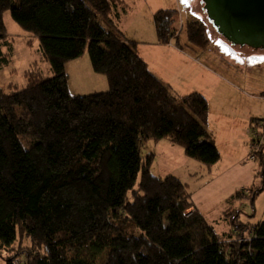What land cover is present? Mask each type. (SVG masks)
I'll list each match as a JSON object with an SVG mask.
<instances>
[{"label":"trees","instance_id":"trees-1","mask_svg":"<svg viewBox=\"0 0 264 264\" xmlns=\"http://www.w3.org/2000/svg\"><path fill=\"white\" fill-rule=\"evenodd\" d=\"M119 5L125 3L0 0V56L11 44L3 20L9 10L38 40L52 74L45 76L34 62L23 73V89L0 87V249L19 239L29 243L4 264L19 257L22 264H264V222L248 227L251 237L243 239L238 230L244 226L232 220L239 235L223 241L180 178L151 174L154 155L142 150L148 141L166 139L208 168L220 155L207 130L206 98L174 95L134 44L101 27L98 17L108 19ZM175 14H153L159 43L177 36ZM186 36L197 51L206 50L200 23H188ZM85 50L108 89L72 97L64 66ZM249 127L254 145L260 144L264 118H252ZM129 222L139 235L125 231Z\"/></svg>","mask_w":264,"mask_h":264},{"label":"rangeland","instance_id":"rangeland-1","mask_svg":"<svg viewBox=\"0 0 264 264\" xmlns=\"http://www.w3.org/2000/svg\"><path fill=\"white\" fill-rule=\"evenodd\" d=\"M199 9L200 4L195 5V0H133L127 14L117 16L113 10L108 19L98 17V22L118 39L134 44L136 52L137 48H145L150 64L152 59H162L160 63L166 73L170 66L165 61V51L151 52L155 49L149 48L147 43L149 38L156 36L152 14L159 10L176 11L171 28L176 30L177 36L164 45L172 48L182 46L183 53H180L184 56L178 62L186 73L177 80H186L187 84L179 92L198 93L208 101V129L214 133L220 159L208 168L187 158L180 146L169 142L148 141L143 143L142 150L154 155L150 169L153 176L164 178L170 174L187 185L193 206L217 236L224 238L233 234L234 220L237 225L244 226L238 231L246 237L243 239H247L250 236L248 227L264 222V158L263 163L259 160L264 156V139L254 145L250 131L247 136L242 127L243 123L248 127L251 116L264 118V50L229 44L211 27ZM3 20L11 44L1 48L0 59L3 56L6 62L0 60V87L6 91L12 84L18 90L23 89V73L34 62L45 76H52L39 52L38 40L21 30L11 19L9 10L5 11ZM191 22L204 27L209 43L203 52L197 51L187 41V24ZM30 39L32 43L28 47L25 42ZM194 61L203 67L194 66ZM64 68L68 92L72 97L107 91L106 78L92 70L87 50L78 59L67 62ZM254 106L258 107L257 112L253 110ZM251 191H256V195L253 196ZM237 193L241 197L234 199ZM125 231L135 236L140 233L130 222ZM19 241L9 250L0 249V264H4L19 245L22 249L28 247L27 240ZM13 263L22 264V259L15 258Z\"/></svg>","mask_w":264,"mask_h":264},{"label":"water","instance_id":"water-1","mask_svg":"<svg viewBox=\"0 0 264 264\" xmlns=\"http://www.w3.org/2000/svg\"><path fill=\"white\" fill-rule=\"evenodd\" d=\"M200 14L229 44L264 50V0H195Z\"/></svg>","mask_w":264,"mask_h":264},{"label":"crops","instance_id":"crops-1","mask_svg":"<svg viewBox=\"0 0 264 264\" xmlns=\"http://www.w3.org/2000/svg\"><path fill=\"white\" fill-rule=\"evenodd\" d=\"M122 1L125 3V6H123V5L122 6L121 5L116 6L114 8V11H113L117 16H119L120 14H124V15L127 14L131 10V8H132L133 0H122ZM152 38H154V39H152ZM152 38H149V42L147 43V44H149V48H154L155 49V50H151V52H156L158 50L159 51H165V54H166L165 61L170 66L169 67V71L165 73V71H164V69L162 67V64L160 63V60H162V59H159V58L152 59L151 64H150V62L148 60L149 59L148 58V51L144 47H142L144 49H140V50L137 48V52H136V53H138L137 55L145 63V65H146V67H147V69L149 70L150 73H152L155 77H157L162 83L164 82V83H166V84L169 85V87L171 88V92L174 95L180 96V97L189 95V94H186V93L185 94H180V92H179L181 90V87L182 86H185L187 84V81L185 80L186 81L185 82V81L177 80L178 77H180V76H182L183 74L186 73V69H181L180 62H178V61H181L182 60L181 59V56H184V55L181 54V53H183V51L182 50H179L178 47L175 48V46H174V48H172V47H168L167 45H164V44L159 43L158 40H157V38H156V36L155 37H152ZM122 41H124V40H122ZM176 45H177V43H176ZM198 59L199 58H197V60ZM194 62L196 63V65H194V66H196L198 68L203 67L201 64H199V62H197V61H194ZM209 109H210V107H209ZM253 110L255 112H257L258 111V107L257 106H254L253 107ZM209 118H210V115H209ZM252 118H261V117L251 116L250 119H252ZM208 124H209V121H208ZM249 126H250V123L248 124V127L246 126L245 123H243V126H242L243 128H245L244 133L247 136H248V133L250 131L249 130V128H250ZM207 130H208V132H209V134L211 136V139L214 142L215 141L214 133L208 129V126H207ZM160 142H169V143H171L170 141H168L166 139L160 140V141H158L156 143H160ZM238 235H239V233L234 230V233L233 234H230L229 237L231 236L230 238H231V240H233ZM217 237L220 238L219 236H217ZM250 237H251V235L248 236L247 239H249ZM225 238H227V237H225ZM225 238H220V239L224 241ZM242 238H246L244 236V234L242 235Z\"/></svg>","mask_w":264,"mask_h":264}]
</instances>
